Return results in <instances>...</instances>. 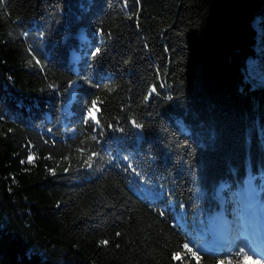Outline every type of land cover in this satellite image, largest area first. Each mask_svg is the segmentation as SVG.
<instances>
[{"label":"trees","instance_id":"trees-1","mask_svg":"<svg viewBox=\"0 0 264 264\" xmlns=\"http://www.w3.org/2000/svg\"><path fill=\"white\" fill-rule=\"evenodd\" d=\"M260 59L264 0H0V264H218L214 189L264 166Z\"/></svg>","mask_w":264,"mask_h":264},{"label":"rangeland","instance_id":"rangeland-1","mask_svg":"<svg viewBox=\"0 0 264 264\" xmlns=\"http://www.w3.org/2000/svg\"><path fill=\"white\" fill-rule=\"evenodd\" d=\"M264 62L263 60H253L249 62V70L246 74L249 78L256 81H264ZM75 79L69 81L65 88V97L63 98V105H66L68 101L73 96V91L75 87ZM255 180V181H254ZM249 184L252 185V191L249 192ZM252 197L254 203L258 198L260 208L264 204V166L250 174V176L244 178L236 183L227 182L225 180H220L214 189V198L216 201V209L210 214L207 226L202 228L201 239L197 242V248L204 251L218 252L220 257L225 261V264H240L242 260V255H237V251L240 247H244L246 251H249L252 247L245 243L241 244L244 238L241 235L242 229L238 226H242L236 222L241 220V206L240 202L242 198L244 199L245 193ZM259 196V197H258ZM255 208V204H254ZM256 209V208H255ZM262 209V208H260ZM224 217V218H223ZM227 219L232 225L227 228L221 222V220ZM235 220V221H234ZM217 223L220 233L213 229V224ZM232 232V233H231ZM215 233L218 238H214ZM238 236V237H237ZM220 241L221 246L216 244V240ZM219 246V247H218ZM254 251L251 249L249 255L253 254ZM255 258V257H254ZM259 258L264 261V258L259 255Z\"/></svg>","mask_w":264,"mask_h":264},{"label":"bare ground","instance_id":"bare-ground-1","mask_svg":"<svg viewBox=\"0 0 264 264\" xmlns=\"http://www.w3.org/2000/svg\"><path fill=\"white\" fill-rule=\"evenodd\" d=\"M250 191H252V185L249 184V192ZM249 192H248V194L245 193L244 199L242 198V201L240 202V206L242 207L241 212H240L241 213V220L238 221V218H236V222H238V224L242 225V226L238 225L242 229L241 235L244 238V241L242 240V242H240V243L244 244V245H245V243H247L250 245V239L249 238L253 236L254 239L251 238V244H252V245H250L252 247L251 249L254 251V253H258L259 255H261L264 258V243L261 244V241H260L262 238H264V204H262V206L260 207L262 209H260V208L257 209V207L259 206V203H257L258 198L254 203L252 197L249 195ZM254 204H255L256 209L254 208ZM223 218H222L221 222L224 224L225 227L228 226L227 228H229L232 225V223L229 222V220L223 219ZM213 225H214L213 229L215 231L217 230L218 233H220L219 228H221V227L217 226V223H214ZM246 228L249 229L251 232L249 237L246 236ZM216 234L217 233H215V235H214L215 239L218 238V236ZM259 234H261L262 236L260 237ZM257 243L260 244L258 249L256 248ZM216 244L221 246V244H223V242L220 244V241L217 239Z\"/></svg>","mask_w":264,"mask_h":264},{"label":"snow or ice","instance_id":"snow-or-ice-1","mask_svg":"<svg viewBox=\"0 0 264 264\" xmlns=\"http://www.w3.org/2000/svg\"><path fill=\"white\" fill-rule=\"evenodd\" d=\"M99 49L96 50V53H99ZM38 62V61H37ZM29 63H31V61H29ZM152 92L155 91V88L153 87L151 89ZM100 112V108L98 106V99H93L91 101V104L90 106L86 109V117L88 119H91L93 121H95L96 123H99V120H98V117H97V114ZM133 123L135 124V127L136 128H141L142 125L139 124V123H136L135 121H133ZM95 139V137L93 138ZM98 154L93 152L89 157H88V160L86 161V164L91 167L92 166V160L95 156H97ZM125 160L128 159V157H124ZM33 160V156H29L28 157V161L31 162ZM129 168L132 167L131 163H129L128 165ZM119 235V233L117 234ZM101 244H104L106 245L108 243V241L104 240V241H100ZM182 248L184 250H186L187 253H190L191 254V257L195 258L196 261H197V264H199V260H200V257L198 255V252L196 250H194L190 245L189 243L185 242L183 245H182ZM249 251H251V249H249ZM249 251H246L244 247H240L237 251V255H242V260L240 262V264H264V261H262L260 258H259V254L258 253H253L251 255H249ZM255 257V258H254ZM172 258L173 260H182V254L181 252H174L172 254ZM218 264H225V261L223 259L219 260L218 261ZM229 264H231V261L229 260Z\"/></svg>","mask_w":264,"mask_h":264},{"label":"water","instance_id":"water-1","mask_svg":"<svg viewBox=\"0 0 264 264\" xmlns=\"http://www.w3.org/2000/svg\"><path fill=\"white\" fill-rule=\"evenodd\" d=\"M133 131H134V134L136 135V137L139 139L140 138V134H139L138 128L134 127Z\"/></svg>","mask_w":264,"mask_h":264}]
</instances>
